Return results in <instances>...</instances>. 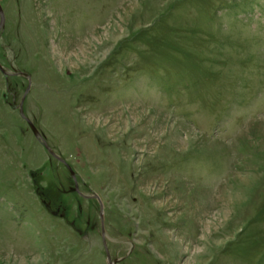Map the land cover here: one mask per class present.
Listing matches in <instances>:
<instances>
[{
    "label": "rangeland",
    "instance_id": "rangeland-1",
    "mask_svg": "<svg viewBox=\"0 0 264 264\" xmlns=\"http://www.w3.org/2000/svg\"><path fill=\"white\" fill-rule=\"evenodd\" d=\"M0 6V264H264V0Z\"/></svg>",
    "mask_w": 264,
    "mask_h": 264
},
{
    "label": "water",
    "instance_id": "water-1",
    "mask_svg": "<svg viewBox=\"0 0 264 264\" xmlns=\"http://www.w3.org/2000/svg\"><path fill=\"white\" fill-rule=\"evenodd\" d=\"M3 29H4V13H3V10H2V8H1V6H0V31H2ZM0 70H1V72H2L3 74L8 75V73H6V71L4 70V68H3L1 65H0ZM9 75H10V74H9ZM13 75H15V76H17V75H24V76H26L27 78H29V76H27V75H25V74H23V73H21V74H19V73H14ZM21 116H22V118L28 123V125L31 127V129H32V131L34 132V134H35L38 138L41 139V141L43 142L45 148L50 152V154L53 155L54 157H56L57 159H59L60 161H62L63 163L66 164L65 161H63L60 157L56 156V155L52 152V150L50 149L49 145L47 144V142L45 141V139L39 134L38 130L36 129V127L34 126V124L32 123V121L29 120V119L24 115V113H23L22 111H21ZM66 165H67V168H68V170H69V172H70L72 178H73V179L75 180V182H76V174L74 173V171L72 170V168H71L68 164H66ZM75 191L79 193V189H78V184H77V183H76ZM103 236H104V234H103ZM105 247H106V244H105ZM106 253H107V260H108V263H109V264H114V263L111 261V259H110V255H109V252H108L107 249H106Z\"/></svg>",
    "mask_w": 264,
    "mask_h": 264
},
{
    "label": "flooded vegetation",
    "instance_id": "flooded-vegetation-1",
    "mask_svg": "<svg viewBox=\"0 0 264 264\" xmlns=\"http://www.w3.org/2000/svg\"><path fill=\"white\" fill-rule=\"evenodd\" d=\"M61 158V157H60ZM61 162V161H60ZM62 163V162H61ZM62 164H64V163H62ZM64 166L67 168V165L66 164H64ZM68 169V168H67ZM69 171V170H68Z\"/></svg>",
    "mask_w": 264,
    "mask_h": 264
}]
</instances>
